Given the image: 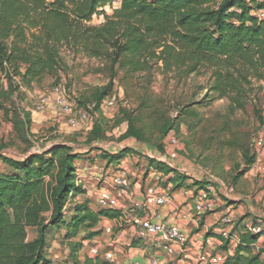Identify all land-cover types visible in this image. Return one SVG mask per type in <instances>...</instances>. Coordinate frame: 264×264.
Instances as JSON below:
<instances>
[{
    "label": "trees",
    "instance_id": "obj_1",
    "mask_svg": "<svg viewBox=\"0 0 264 264\" xmlns=\"http://www.w3.org/2000/svg\"><path fill=\"white\" fill-rule=\"evenodd\" d=\"M113 1L0 0V73L8 82V88L0 87V109L9 111L4 100L12 102L10 110L16 119L23 113L26 120L20 123L27 132L31 113L18 109L12 97L19 96L22 86L31 88L64 69V49L75 56L107 59L111 71L119 67L126 76H152L156 69L181 79L208 72L209 93L215 100L227 99L232 113L245 110L254 82H264V19L252 14L264 11V2L120 0L112 14L99 11ZM97 17L103 22L91 25ZM112 89L110 83L96 91L95 110H100ZM134 134L131 124L126 137ZM98 150L108 167L132 153L121 148ZM83 156L63 145L24 159L0 153V163L8 168L0 171V264H53L48 257V237L62 226L69 241L65 264H107L101 256L80 257L85 241L99 236L100 230L72 241L81 227L94 229L103 218L120 217L118 210L94 211L88 201L71 202L73 196L84 193L76 174ZM252 163L249 161L245 173ZM156 169L165 175L176 174L160 162ZM187 179L173 177L170 181L181 185ZM29 229L37 232L31 241ZM260 236L244 233L235 255L225 264H264L261 253L251 250ZM228 245L224 240L222 249L227 250Z\"/></svg>",
    "mask_w": 264,
    "mask_h": 264
},
{
    "label": "rangeland",
    "instance_id": "obj_2",
    "mask_svg": "<svg viewBox=\"0 0 264 264\" xmlns=\"http://www.w3.org/2000/svg\"><path fill=\"white\" fill-rule=\"evenodd\" d=\"M103 11L112 14L111 9ZM102 22L103 19L97 17L91 25ZM61 56L66 66L57 75H47L31 88L22 86L19 96L12 97L18 109L31 113L28 132L20 123L26 120L23 113L19 112L20 119H16L10 110L12 102L4 100L9 111L0 109V153L24 159L63 145L84 155L83 164L77 163V170H83L85 166L90 169L93 164L100 170L107 164L98 149H130L132 153L127 158L136 172L145 171L146 167L159 172L156 164L160 162L176 173L165 175L160 172L165 175V181L188 177L181 185L177 184V188L189 184V188L200 191L211 186L219 197L222 194L228 197L240 195L253 200L264 192V152L258 146V139L264 136V82H254L245 110L232 113L227 99L215 100L209 93L211 79L208 72L201 71L181 79L174 74L164 76L156 69L152 76L145 73L126 76L119 67L111 71L107 59H88L82 54L75 56L68 49H64ZM110 83H113L110 95L117 97L116 110L104 111L102 107L95 110L96 91ZM0 87L8 88L7 79L1 73ZM57 88L65 95L73 113L88 115L79 127L72 128L67 124L68 117L61 112L53 95ZM40 107L43 109L39 110ZM131 124L136 135L127 138ZM121 125L125 129L124 135L114 134L115 128ZM170 136L179 141L175 159L165 157ZM249 161L253 163L245 173ZM7 170V166L0 163V171ZM95 172L98 171L91 170L80 178L84 193L73 196L71 202L88 201L92 210L99 211L102 208L98 201L107 183L105 178L94 177ZM66 230L65 226L53 229L48 237V257L57 264H65L69 256ZM98 230V227L88 229L83 226L72 241L82 240L87 233ZM36 237V230L29 229L28 240ZM90 241H85L80 252L82 260L87 256L94 257L92 251L99 249L98 245H101L102 253L110 248L101 239Z\"/></svg>",
    "mask_w": 264,
    "mask_h": 264
},
{
    "label": "crops",
    "instance_id": "obj_3",
    "mask_svg": "<svg viewBox=\"0 0 264 264\" xmlns=\"http://www.w3.org/2000/svg\"><path fill=\"white\" fill-rule=\"evenodd\" d=\"M112 149L114 148L108 150ZM80 163L83 164V161ZM95 165H91L90 169L87 166L83 170L78 169L77 176L83 178L85 173L97 170L94 177L105 178L107 183L105 189L119 199L116 210L120 212V217L103 218L97 226L101 234L90 241L96 242L97 239H101L106 247H110L102 253L101 245H98L107 264H151L153 260H157L159 264H208L209 257L219 253H224L226 258L232 257L239 244L229 243L227 250L222 249L225 239L221 237V229L224 228L221 219L224 216H228L240 228L249 223L262 228V234L251 246V250L253 254L261 253V260L264 262V192L256 199L257 201L240 195L232 197L226 194H222L221 197L215 195V210L199 215L196 211V189L189 188V184L177 188L170 178L169 182L165 181V175L152 171L149 167H146L145 171L142 169L136 172L130 167L128 158L105 169H96ZM119 166L131 173L130 195H119L113 186L112 172ZM164 182H167V186H164ZM152 185L157 187L160 195H171L172 202L165 206L151 203L143 208H134L135 202L145 201L146 189ZM137 220H146L156 225L178 226L187 235V244L181 248L174 247V252L170 254L159 245L157 237L139 238ZM49 252L51 253V250ZM65 254H68L67 251ZM107 255L112 257L108 259ZM51 260L53 264H57L56 260Z\"/></svg>",
    "mask_w": 264,
    "mask_h": 264
},
{
    "label": "built area",
    "instance_id": "obj_4",
    "mask_svg": "<svg viewBox=\"0 0 264 264\" xmlns=\"http://www.w3.org/2000/svg\"><path fill=\"white\" fill-rule=\"evenodd\" d=\"M120 0H114L111 6L100 8L99 11L104 9H114L119 5ZM249 2L254 5L257 3L264 2V0H249ZM253 15L257 16L259 19H264V11H253ZM53 95L55 96V102L59 105L61 112L68 117L67 124L72 128H77L80 124L88 119L86 113H73L71 106L68 103L65 95L59 90V88L54 90ZM117 106V97L115 95L108 96L102 103V110L115 111ZM43 107H40L39 110H42ZM125 129L123 126H117L115 128L114 134H119V136L124 135ZM179 146V141L174 136L168 138V147L165 150V157L170 159H175L178 157V152L175 151V148ZM258 146L264 152V136H260L258 139ZM174 148V149H173ZM113 175V186L118 191L119 195L126 196L130 195L132 188L131 173L124 167H118L112 172ZM82 180L80 177L77 179V184L80 185ZM196 211L199 215H204L211 213L216 208L215 201V192L211 186H207L205 189L200 191L196 190ZM173 200V197L168 194H159L157 192V187L152 185L147 187L145 192V201L144 202H135L134 208H143L147 204H156L158 206H165L170 204ZM99 206L102 209H117L119 206V199L107 190H102L99 198ZM136 224L138 225V236L140 239H144L149 236L157 237L159 245L170 254L174 252V247H184L187 244L188 237L178 226H165V225H156L152 224L146 220H137ZM221 224L224 228L221 229V237L225 240H228L229 243L240 244L242 232L251 233V234H262V228L260 226L254 225L252 223L246 224L245 227L240 228L235 223L231 221L228 216H224L221 219ZM242 229V230H241ZM94 257L100 256V249H95L92 251ZM112 256L107 255V258L110 259ZM226 256L224 253H219L209 257L208 264H225ZM140 264V263H136ZM151 264H159L157 260H153Z\"/></svg>",
    "mask_w": 264,
    "mask_h": 264
}]
</instances>
